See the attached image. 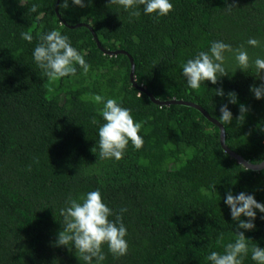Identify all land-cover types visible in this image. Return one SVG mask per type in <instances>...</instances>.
Instances as JSON below:
<instances>
[{
  "label": "trees",
  "instance_id": "16d2710c",
  "mask_svg": "<svg viewBox=\"0 0 264 264\" xmlns=\"http://www.w3.org/2000/svg\"><path fill=\"white\" fill-rule=\"evenodd\" d=\"M56 3L0 0V264H264V169ZM58 14L264 161V0Z\"/></svg>",
  "mask_w": 264,
  "mask_h": 264
},
{
  "label": "water",
  "instance_id": "95a60500",
  "mask_svg": "<svg viewBox=\"0 0 264 264\" xmlns=\"http://www.w3.org/2000/svg\"><path fill=\"white\" fill-rule=\"evenodd\" d=\"M58 6H59V0H57L56 6H55V11L59 17V19L62 21V23L71 28V29H77L80 27H86L90 30V32L93 35V38L95 40V42L97 43L98 48L103 51L104 54L109 55V56H117L120 54H124L126 56H128V58L130 59L131 62V73H130V81L132 83V85L146 93L149 98L151 99V101L155 104L158 105L160 107L163 106H172V105H181V106H187V107H191L194 108L196 110H198L207 120H209L212 124H214L216 127H218L219 131H220V144L222 149L224 150V152L229 155L230 157H232L233 159H235L236 161H238V163L240 165H242L243 167H245L248 170H252V171H261L264 169V161L259 163V164H252L250 162H248L247 160H245L244 158H242L240 155L236 154L235 152H233L227 145H226V131L224 126L222 125V123H220L218 120L212 118L208 112L206 110H204L201 106L194 104V103H190V102H186V101H179V100H167V101H161L156 99L149 91H147L145 88H143L142 86H138L136 83V79H135V64H134V60L133 58L125 51L123 50H117V51H109L106 50L102 47V45L100 44L97 35L95 34V32L93 31V29L88 25V24H77L75 26H69L65 23V21L61 18V16L58 14Z\"/></svg>",
  "mask_w": 264,
  "mask_h": 264
}]
</instances>
